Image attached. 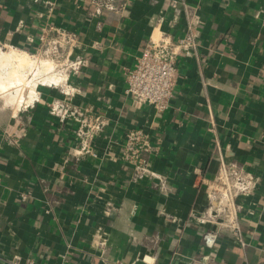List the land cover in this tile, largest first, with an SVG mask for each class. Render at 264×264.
I'll return each mask as SVG.
<instances>
[{
  "label": "crops",
  "instance_id": "crops-1",
  "mask_svg": "<svg viewBox=\"0 0 264 264\" xmlns=\"http://www.w3.org/2000/svg\"><path fill=\"white\" fill-rule=\"evenodd\" d=\"M173 1L128 0L118 14L91 0H0V41L34 50L45 25L76 33L89 63L74 104L108 121L86 151L76 124L49 112L57 89L17 119L0 104V264H189L205 253L191 215L207 205L219 152L260 180L239 199L246 246L222 235L212 264H264V0ZM189 18L199 47L178 62L172 105H134L126 72L151 35L183 36ZM133 128L148 133L164 187L121 160Z\"/></svg>",
  "mask_w": 264,
  "mask_h": 264
},
{
  "label": "built area",
  "instance_id": "built-area-1",
  "mask_svg": "<svg viewBox=\"0 0 264 264\" xmlns=\"http://www.w3.org/2000/svg\"><path fill=\"white\" fill-rule=\"evenodd\" d=\"M91 1L97 9L121 14L128 0ZM176 4L175 0L172 6L176 7ZM198 40L193 18L188 19L184 35L176 39L163 32L151 35L134 67L126 72L124 91L132 99L133 104L149 105L157 112L169 109L175 97V72L178 62L180 58L196 53L199 47ZM78 46L79 39L76 33L53 25L40 28L34 50L0 41L1 51H11L20 56L21 61L15 60V65L21 66L18 73L26 82L18 85L19 94H25L26 99L20 102L16 100L15 105H9L12 117L17 119L21 109L38 102L41 88L57 89L60 97L47 103L49 112L60 121L76 124L74 133L82 149L87 151L92 149L95 138L103 133L108 121L104 115L74 104V97L79 89L73 77L82 72L89 63L86 56L76 53ZM10 69V66L8 68L2 66L0 73ZM49 75L53 76L47 79L46 76ZM54 77L56 79H53ZM13 89L10 87L8 91L11 92ZM15 131L14 129L8 131L7 135L18 136L19 131ZM152 151L148 133L143 129L133 128L125 134L120 158L131 166L135 177L157 179L164 187L163 177L150 164ZM259 180L253 172L248 171L237 161L226 160L219 152L217 173L212 179L205 181L207 205L203 210L191 215L198 224L204 226L202 238L205 253L190 258L189 264H212L215 249L224 234L230 236L240 247L246 246L239 215L242 208L239 199L250 196ZM7 264L34 263L31 259L22 261L20 256H14L7 260Z\"/></svg>",
  "mask_w": 264,
  "mask_h": 264
},
{
  "label": "bare ground",
  "instance_id": "bare-ground-1",
  "mask_svg": "<svg viewBox=\"0 0 264 264\" xmlns=\"http://www.w3.org/2000/svg\"><path fill=\"white\" fill-rule=\"evenodd\" d=\"M0 67L3 66V62L4 59L6 61V63L4 64L5 67H9L10 66V70H6L3 73H0V92H4V91H8L11 88H15V92L13 94L10 93V97H13V101L15 103L16 102H20L22 99H26L25 94H19L20 93V87L18 86L19 83L23 84L26 83L25 80L23 79V77L18 73L19 68L21 66L19 65H15V60L21 61L20 60V56H18L16 53L8 51V52H4V51H0ZM20 64V62H19ZM16 73V74H15ZM53 75H51L52 77ZM50 75L46 76V78H51ZM58 77V76H57ZM53 79H56V77H54ZM8 87V88H7ZM32 87H30L31 89ZM16 93V94H15ZM19 104V103H18ZM15 105V104H14Z\"/></svg>",
  "mask_w": 264,
  "mask_h": 264
},
{
  "label": "rangeland",
  "instance_id": "rangeland-1",
  "mask_svg": "<svg viewBox=\"0 0 264 264\" xmlns=\"http://www.w3.org/2000/svg\"><path fill=\"white\" fill-rule=\"evenodd\" d=\"M1 51V50H0ZM0 61H1V59H0ZM6 63V61H5V59H4V62H3V66H5L4 64ZM8 88V87H7ZM15 88L11 91V92H9V91H4V93L3 94H0V104L3 106V105H5V106H8V105H14V104H16V103H14V101H13V97L11 98L10 97V93L11 94H13L15 91ZM1 91V90H0ZM16 94V93H15ZM9 107V106H8Z\"/></svg>",
  "mask_w": 264,
  "mask_h": 264
},
{
  "label": "water",
  "instance_id": "water-1",
  "mask_svg": "<svg viewBox=\"0 0 264 264\" xmlns=\"http://www.w3.org/2000/svg\"><path fill=\"white\" fill-rule=\"evenodd\" d=\"M152 258L150 257H145L143 260H138L135 262V264H151L152 263Z\"/></svg>",
  "mask_w": 264,
  "mask_h": 264
}]
</instances>
